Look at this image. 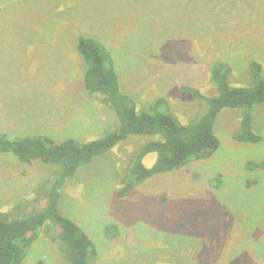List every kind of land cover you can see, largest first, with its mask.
Wrapping results in <instances>:
<instances>
[{"label":"rangeland","instance_id":"obj_1","mask_svg":"<svg viewBox=\"0 0 264 264\" xmlns=\"http://www.w3.org/2000/svg\"><path fill=\"white\" fill-rule=\"evenodd\" d=\"M81 36L107 48L139 111L163 98L182 124L206 109L184 86L218 93L213 64L230 68L231 86L253 83V61L264 78V0H0V132L87 143L118 127L107 99L85 89ZM241 117L240 109L218 116L213 156L124 197L136 153L158 137H131L81 166L60 191L59 212L92 239L89 264H264V104L252 116L259 143L236 139ZM59 172L0 155V220L45 208ZM48 226L23 264H69Z\"/></svg>","mask_w":264,"mask_h":264},{"label":"trees","instance_id":"obj_2","mask_svg":"<svg viewBox=\"0 0 264 264\" xmlns=\"http://www.w3.org/2000/svg\"><path fill=\"white\" fill-rule=\"evenodd\" d=\"M78 50L86 63V91L91 97L98 94L107 99L119 125L102 138L87 143L70 138L55 141L45 135L19 137L0 132V155H10L25 164L45 163L60 168L48 191L45 208L13 220H0V264H23L26 248L46 224L56 228L57 238L68 252L69 264H89L97 250L88 234L60 214V191L81 166L107 154L131 137L159 139H152L140 147L132 162L130 180L120 191V197L155 175L213 156L220 147L215 124L224 110L240 109L242 112L237 140L252 144L261 141L254 132L252 118L254 111L264 104L263 68L259 62H251L253 83L246 87L231 86L228 82L230 68L220 62L210 69L211 80L218 90L215 96L208 97L196 88L184 86L183 91L198 97L206 109L196 119L182 124L163 98L155 101L148 111L137 109L134 100L122 93L114 59L101 42L81 36ZM152 153L157 154V160L148 168L143 161Z\"/></svg>","mask_w":264,"mask_h":264},{"label":"crops","instance_id":"obj_3","mask_svg":"<svg viewBox=\"0 0 264 264\" xmlns=\"http://www.w3.org/2000/svg\"><path fill=\"white\" fill-rule=\"evenodd\" d=\"M257 109H258V108H257ZM257 109H256V112H257ZM256 112H255V113H254V115H253V116H254V118H255V116H256Z\"/></svg>","mask_w":264,"mask_h":264}]
</instances>
